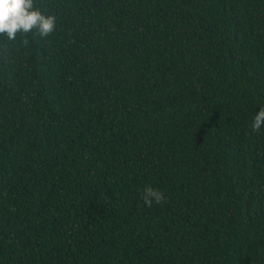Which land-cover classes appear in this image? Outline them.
I'll list each match as a JSON object with an SVG mask.
<instances>
[{"label": "trees", "instance_id": "16d2710c", "mask_svg": "<svg viewBox=\"0 0 264 264\" xmlns=\"http://www.w3.org/2000/svg\"><path fill=\"white\" fill-rule=\"evenodd\" d=\"M36 2L48 38L0 37V264H264V0Z\"/></svg>", "mask_w": 264, "mask_h": 264}, {"label": "clouds", "instance_id": "9594fccd", "mask_svg": "<svg viewBox=\"0 0 264 264\" xmlns=\"http://www.w3.org/2000/svg\"><path fill=\"white\" fill-rule=\"evenodd\" d=\"M56 25V15L45 14L37 6L36 0H0V37L7 41H15L18 36H23V43L27 45L29 40L26 37L29 33L46 39L56 30ZM262 126L264 107H260L255 114L251 128L253 132H259ZM142 195L148 206L153 202L162 203L165 199L160 190L151 186H146Z\"/></svg>", "mask_w": 264, "mask_h": 264}]
</instances>
